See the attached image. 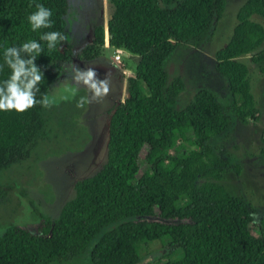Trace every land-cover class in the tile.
<instances>
[{
    "label": "trees",
    "instance_id": "trees-1",
    "mask_svg": "<svg viewBox=\"0 0 264 264\" xmlns=\"http://www.w3.org/2000/svg\"><path fill=\"white\" fill-rule=\"evenodd\" d=\"M227 1L108 0L113 7L109 48L138 56L140 63L128 80V96L111 113L107 163L76 184L74 199L57 219L40 214L39 233L8 225L0 236V264H65L88 252L92 264H141L142 251L155 242L170 251L151 264H264L263 219L257 222L259 235L244 229V222L257 224L256 211L222 183L231 172L241 176L243 168L210 144L230 131L234 118L243 125L261 119L242 59L250 56L264 74V25L254 19L264 21V0H248L239 9L230 41L215 54L231 105L205 89L178 110L186 83L180 76L170 80L166 69L176 50H201L213 39ZM35 3L53 10L51 28L30 30L26 15L35 11ZM69 10L70 0H0V63L5 47L51 31L66 37L58 38L52 52L47 41H39L35 64L44 79L35 93L38 100L49 96L63 66L74 60L65 23ZM106 38L105 27L96 25L83 59L101 57ZM9 72L6 66L0 70V80ZM44 107L0 111V177L30 157L45 131ZM198 128L202 138L191 141ZM172 138L179 142L174 154Z\"/></svg>",
    "mask_w": 264,
    "mask_h": 264
},
{
    "label": "rangeland",
    "instance_id": "rangeland-1",
    "mask_svg": "<svg viewBox=\"0 0 264 264\" xmlns=\"http://www.w3.org/2000/svg\"><path fill=\"white\" fill-rule=\"evenodd\" d=\"M248 0H228L223 18L217 23L213 39L201 50L178 49L166 62L170 80L183 77L186 91L176 104L185 109L200 90H209L220 96L225 106L231 105V93L227 80L216 70L215 54L230 41L237 25V13ZM113 7L108 0H70V10L65 17L68 42L74 47V60L63 66L64 75L55 83L44 107L45 131L36 142L30 157L8 168L0 177V236L8 225L14 224L35 234L39 233L40 214L55 220L64 205L74 199L76 184L96 175L107 163L110 115L128 93V80L139 63L138 56L126 51L104 48L101 57L87 62L83 51L87 47V33L94 24L107 25ZM105 17V18H104ZM255 21L264 25L261 18ZM116 54L122 64L114 61ZM249 68V82L261 119L257 123L243 125L235 118L227 134L212 138L210 144L229 155L233 163H239L243 172L237 176L231 172L222 183L236 196L245 198L256 211V223L264 222V74L252 64L250 56L242 59ZM92 69L95 79H109V92L97 101L78 107L80 98L92 99L91 90L82 81H76L77 71ZM123 76L122 84L118 77ZM75 88L73 93L67 89ZM198 128L190 140L202 138ZM179 142L169 140L170 154H174ZM142 171L148 166L141 159ZM244 229L259 235L258 223L244 222ZM93 242L90 247L95 245ZM170 249L155 242L142 251L141 264H151L165 259ZM89 252L65 264H92ZM54 264V263H53ZM57 264V263H55Z\"/></svg>",
    "mask_w": 264,
    "mask_h": 264
},
{
    "label": "clouds",
    "instance_id": "clouds-1",
    "mask_svg": "<svg viewBox=\"0 0 264 264\" xmlns=\"http://www.w3.org/2000/svg\"><path fill=\"white\" fill-rule=\"evenodd\" d=\"M32 6L29 4L30 8ZM52 16V9L42 3H35V11L26 15V21L30 30L37 32L38 29L52 27L54 23ZM58 38L60 41L66 39L60 32L51 31L39 35L38 39L27 40L18 47L8 46L3 49L0 70L6 66L10 72L6 79L0 80V111L14 110L17 113H22L34 105L47 106L49 104L47 96L39 100L35 96V93L39 92L38 86L44 79L43 73L35 64V59L42 51L39 41H47L48 51L52 52L57 48ZM21 53H27V58H23ZM75 80L82 81L92 93L91 100L81 97L78 107L97 101L96 98L102 99L109 92V79L98 81L95 79V71L92 69L83 72L77 71ZM67 90L73 93L76 91L74 87Z\"/></svg>",
    "mask_w": 264,
    "mask_h": 264
},
{
    "label": "crops",
    "instance_id": "crops-1",
    "mask_svg": "<svg viewBox=\"0 0 264 264\" xmlns=\"http://www.w3.org/2000/svg\"><path fill=\"white\" fill-rule=\"evenodd\" d=\"M111 17V16H110ZM110 17H109V20H110ZM105 18V17H104ZM108 20V21H109ZM108 21H107V25L105 26L103 23H100L101 25H103L104 27H105V29H106V35H107V38H106V45H105V48H107L108 46H109V35H108V32H107V26H108ZM99 24V25H100ZM95 26V25H94ZM94 26H92L91 27V29L88 31V33H87V36H88V39H90L91 40V38H92V35H93V29H94ZM124 77L123 76H120V77H118V80H119V82H118V84H122L121 82H124V81H121L122 79H123ZM121 81V82H120ZM122 85H124V84H122ZM128 96V93H127V95H126V97ZM125 97V98H126ZM120 103H118V105H119ZM113 112V111H112ZM111 116V115H110ZM110 119H111V117H110Z\"/></svg>",
    "mask_w": 264,
    "mask_h": 264
},
{
    "label": "built area",
    "instance_id": "built-area-1",
    "mask_svg": "<svg viewBox=\"0 0 264 264\" xmlns=\"http://www.w3.org/2000/svg\"><path fill=\"white\" fill-rule=\"evenodd\" d=\"M114 61L117 64H122L121 56L119 54H116L114 57Z\"/></svg>",
    "mask_w": 264,
    "mask_h": 264
},
{
    "label": "flooded vegetation",
    "instance_id": "flooded-vegetation-1",
    "mask_svg": "<svg viewBox=\"0 0 264 264\" xmlns=\"http://www.w3.org/2000/svg\"><path fill=\"white\" fill-rule=\"evenodd\" d=\"M98 24H100V23H98ZM98 24H96V25H98ZM95 25V24H94ZM96 25L94 26V27H96ZM94 30V29H93ZM91 42L92 41V38H91V40L90 39H88V36H87V42Z\"/></svg>",
    "mask_w": 264,
    "mask_h": 264
},
{
    "label": "water",
    "instance_id": "water-1",
    "mask_svg": "<svg viewBox=\"0 0 264 264\" xmlns=\"http://www.w3.org/2000/svg\"><path fill=\"white\" fill-rule=\"evenodd\" d=\"M110 19H112V16L110 17Z\"/></svg>",
    "mask_w": 264,
    "mask_h": 264
}]
</instances>
